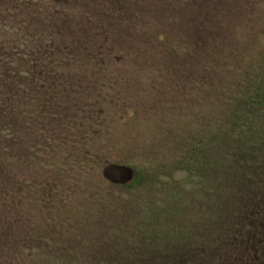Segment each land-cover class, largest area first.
Instances as JSON below:
<instances>
[{"label":"trees","instance_id":"trees-1","mask_svg":"<svg viewBox=\"0 0 264 264\" xmlns=\"http://www.w3.org/2000/svg\"><path fill=\"white\" fill-rule=\"evenodd\" d=\"M77 1L0 0V246L10 242L8 251L17 221L11 194L18 190L15 175H19L13 169L20 158L24 163L33 159L31 144L43 138L50 143L55 136L51 126L69 125L77 116L85 122L78 126H83L99 114L98 87L116 81L109 72L112 57L133 59L124 56L129 49L124 52L108 40L104 26L108 21L120 26L132 14L153 10L156 4L155 0H89L74 15L70 11ZM162 38L163 46H158L162 57L178 53L189 61L190 52H182L180 44L171 43L174 39ZM209 89L207 118L198 114L197 120H204L199 125L202 135L192 138L187 125L178 135L179 157L171 163L170 175L160 174L156 162L147 171L149 183L159 191L166 190L172 173L186 174L183 183H175L179 198L173 201L170 196L169 208H152L159 200L140 207L138 212L149 214L145 225L135 222L134 227L128 221L136 236L133 243L141 237L145 241L127 248L137 258L119 262L101 257L96 263L213 264L219 253H228L237 264H264V52L236 66L228 81L216 87L209 84ZM87 126L82 134L88 132ZM36 127L40 134L32 133ZM139 170L133 186L146 178ZM186 186L200 199L182 206ZM124 236L118 240L128 241Z\"/></svg>","mask_w":264,"mask_h":264},{"label":"rangeland","instance_id":"rangeland-1","mask_svg":"<svg viewBox=\"0 0 264 264\" xmlns=\"http://www.w3.org/2000/svg\"><path fill=\"white\" fill-rule=\"evenodd\" d=\"M88 2L77 1L70 13L75 15ZM155 2L153 10L132 14L120 26L109 21L104 26L108 40L124 52L129 49L124 56L133 59L112 57L115 62L108 69L116 81L98 87L100 110L85 124L88 132L82 134L85 125H78L85 122L79 116L69 125L51 126L55 136L50 143L43 138L31 144L33 159L24 163L20 158L13 169L19 175H15L18 190L11 194L17 221L9 251L10 242L1 239L0 264H98L101 257L134 260L137 256L127 248L145 241L141 237L133 243L136 236L128 221L145 225L149 214L138 212L140 207L159 200L152 208H169L170 196L173 201L179 198L175 187L183 183V173H172L166 190L159 191L149 183L147 171L156 162L160 174L170 175L169 167L179 157L175 154L180 150L179 133L190 125L192 138L202 135L199 125L204 120H197L203 114L207 118L209 84L216 87L228 81L236 66L264 52V0ZM164 36L180 44L182 52L191 53L188 62L182 54L160 55ZM40 132L36 127L32 133ZM110 164L133 168L136 175L139 168L146 178L136 186L132 182L133 187L112 184L101 174ZM182 194V206L200 199L189 186ZM124 233L128 241L121 242L118 238ZM226 254L219 253L210 263L237 264Z\"/></svg>","mask_w":264,"mask_h":264},{"label":"water","instance_id":"water-1","mask_svg":"<svg viewBox=\"0 0 264 264\" xmlns=\"http://www.w3.org/2000/svg\"><path fill=\"white\" fill-rule=\"evenodd\" d=\"M101 174L107 181L116 185H127L135 177V172L132 168L113 164L103 168Z\"/></svg>","mask_w":264,"mask_h":264}]
</instances>
